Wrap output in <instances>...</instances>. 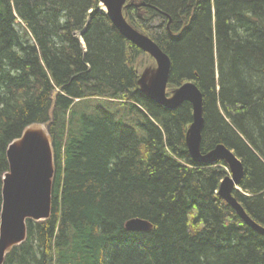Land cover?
<instances>
[{
    "label": "trees",
    "instance_id": "16d2710c",
    "mask_svg": "<svg viewBox=\"0 0 264 264\" xmlns=\"http://www.w3.org/2000/svg\"><path fill=\"white\" fill-rule=\"evenodd\" d=\"M132 1L148 6L129 23L171 60L168 92L203 94L202 154H236L234 196L264 226V0ZM144 57L99 0H0V221L12 141L44 124L56 155L52 215L4 264H264V235L218 193L227 164L189 153L192 104L139 90Z\"/></svg>",
    "mask_w": 264,
    "mask_h": 264
},
{
    "label": "water",
    "instance_id": "95a60500",
    "mask_svg": "<svg viewBox=\"0 0 264 264\" xmlns=\"http://www.w3.org/2000/svg\"><path fill=\"white\" fill-rule=\"evenodd\" d=\"M128 0H99L113 25L131 43L149 54L155 66H147L139 74V90L150 100L167 109L189 102L193 107V121L186 131V144L194 161L214 165L224 161L230 175L219 187V195L230 204L239 216L255 231L264 235V226L255 222L234 196V189L244 176V167L236 154L224 145H218L206 154L201 152L203 94L193 82L175 88L168 95L167 87L171 72V60L161 47L147 34L128 22L125 10L129 7L148 6L146 3ZM127 3V4H126ZM83 33V32H82ZM9 171L4 175L2 211L0 221V264L7 254L27 239V221H43L52 215L53 186L56 177V155L52 137L44 125L33 124L25 128L21 137L12 141L7 149ZM128 231H150L153 225L134 218L126 223Z\"/></svg>",
    "mask_w": 264,
    "mask_h": 264
},
{
    "label": "rangeland",
    "instance_id": "374dc122",
    "mask_svg": "<svg viewBox=\"0 0 264 264\" xmlns=\"http://www.w3.org/2000/svg\"><path fill=\"white\" fill-rule=\"evenodd\" d=\"M78 36L81 38V34H78ZM149 57H150V56H149ZM150 58H151V57H150ZM143 61H144L146 64H143L141 67H139V72H140V73L143 72V70H144L147 66H149V65L151 64V60L148 59V58H146V57H144ZM99 102H100V103H99ZM99 102H98V104L102 105V107H104L105 109H108V110H110L111 112H115V111H116V109L109 107V106L107 105V102H105V101H99ZM83 107H84V106H83ZM83 107H80L79 112L82 111Z\"/></svg>",
    "mask_w": 264,
    "mask_h": 264
},
{
    "label": "bare ground",
    "instance_id": "6f19581e",
    "mask_svg": "<svg viewBox=\"0 0 264 264\" xmlns=\"http://www.w3.org/2000/svg\"><path fill=\"white\" fill-rule=\"evenodd\" d=\"M175 109V108H174Z\"/></svg>",
    "mask_w": 264,
    "mask_h": 264
}]
</instances>
